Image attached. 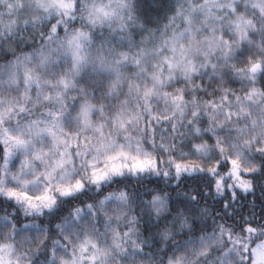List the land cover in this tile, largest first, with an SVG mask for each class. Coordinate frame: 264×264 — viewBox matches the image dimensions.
I'll return each instance as SVG.
<instances>
[{"label":"snow or ice","instance_id":"6c2138e0","mask_svg":"<svg viewBox=\"0 0 264 264\" xmlns=\"http://www.w3.org/2000/svg\"><path fill=\"white\" fill-rule=\"evenodd\" d=\"M0 264H264V0H0Z\"/></svg>","mask_w":264,"mask_h":264}]
</instances>
